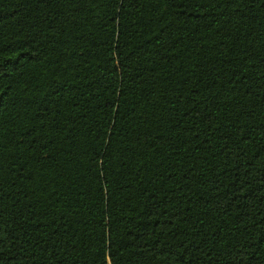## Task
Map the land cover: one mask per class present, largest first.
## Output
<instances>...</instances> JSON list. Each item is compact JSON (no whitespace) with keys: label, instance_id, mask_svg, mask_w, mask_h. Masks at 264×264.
I'll return each instance as SVG.
<instances>
[{"label":"trees","instance_id":"obj_1","mask_svg":"<svg viewBox=\"0 0 264 264\" xmlns=\"http://www.w3.org/2000/svg\"><path fill=\"white\" fill-rule=\"evenodd\" d=\"M0 264H264V0H0Z\"/></svg>","mask_w":264,"mask_h":264}]
</instances>
